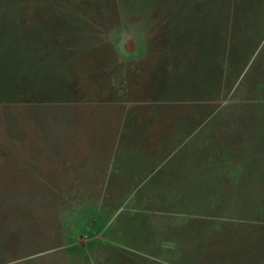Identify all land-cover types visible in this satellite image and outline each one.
I'll list each match as a JSON object with an SVG mask.
<instances>
[{"label": "rangeland", "instance_id": "374dc122", "mask_svg": "<svg viewBox=\"0 0 264 264\" xmlns=\"http://www.w3.org/2000/svg\"><path fill=\"white\" fill-rule=\"evenodd\" d=\"M68 110L92 193L10 200L0 264H264V0H0L1 190Z\"/></svg>", "mask_w": 264, "mask_h": 264}, {"label": "crops", "instance_id": "0c3cea01", "mask_svg": "<svg viewBox=\"0 0 264 264\" xmlns=\"http://www.w3.org/2000/svg\"><path fill=\"white\" fill-rule=\"evenodd\" d=\"M190 98L192 100H199L198 98ZM64 114H62V112H58L54 117H48L49 115L43 114L46 115L48 118L54 119L53 138L51 143L45 145V147L43 148V152L40 151L39 156L35 157L34 155H36V153L32 155L34 152L31 151V153L29 152L28 154H24L23 158L18 159L23 163L25 167H28L31 172L38 173V177L41 179L39 181L44 183H41V186L39 184V188L41 189H38L36 180L34 181V179H31V176L25 177L24 180L21 179V183L19 184V186H13L12 192L10 188L2 190L0 189V197L6 199V201L0 202V210H3L5 208V211H7L8 213L10 207H12L11 209H13L14 212H12L11 214H21L22 212H19L21 208L14 207L19 205L12 204V201H10L13 199L15 200V198L17 197H76L77 193L75 192L78 190L79 181L87 183L86 185L89 187L88 191L90 192V194L92 193L93 188L92 184L90 185V183L94 182V158L92 160H89V163H80L78 161L75 163L74 161H68V156H71V154L73 153L72 151L74 149L70 146L69 141L66 140V135L68 133L69 135L73 133L74 128H76V120L74 118L75 116H73L72 111L69 113L68 110ZM33 116H35V114ZM132 150H135V147L129 148V151H131V153ZM122 153L125 152L119 151L117 155L120 156V154ZM44 155L50 158L48 159L47 157H44ZM146 157L148 158L140 157L138 159L148 160L151 159L153 156ZM63 159L67 161L63 162ZM67 163H69L67 166L62 167V169L60 168L61 165H66ZM51 166H53V168ZM29 170L26 171L28 172ZM53 172L57 175H52L51 173ZM42 189H48L47 191H49V194L46 193V190ZM56 203L57 201L51 202L49 204V206H51L49 207V209L52 212H58L57 210L62 211V207L64 206L61 207L60 205H56ZM43 205H45L44 199H39V202L36 206L39 207V209H42L44 207ZM24 206L28 207L29 205L24 204Z\"/></svg>", "mask_w": 264, "mask_h": 264}]
</instances>
